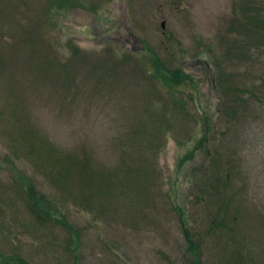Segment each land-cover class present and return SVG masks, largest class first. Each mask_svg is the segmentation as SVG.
<instances>
[{"label": "rangeland", "instance_id": "rangeland-1", "mask_svg": "<svg viewBox=\"0 0 264 264\" xmlns=\"http://www.w3.org/2000/svg\"><path fill=\"white\" fill-rule=\"evenodd\" d=\"M49 2L0 0V264H264V0Z\"/></svg>", "mask_w": 264, "mask_h": 264}, {"label": "trees", "instance_id": "trees-1", "mask_svg": "<svg viewBox=\"0 0 264 264\" xmlns=\"http://www.w3.org/2000/svg\"><path fill=\"white\" fill-rule=\"evenodd\" d=\"M81 4H83V0H50V2H49V6H50L49 10L50 11H48V14L50 16V20L49 21L53 20V18L55 17V14L57 15V9L54 11V13L52 12V10L54 8H57V6L58 7H61V8H65V7L74 8V7L81 6ZM89 4L93 5L92 2L89 3ZM49 23L50 22H48V24ZM262 27L264 28V25ZM2 31H4V30H2ZM71 48H72V50L76 49L72 45H71ZM146 49L148 50V52H150L151 54H153L152 56L150 55L151 56L150 57V60L152 61L153 67L155 68L156 75L154 74V77H156L158 79L159 78L162 79L164 81V83L166 84V87H168V88L169 87L170 88H174V87L175 88H178L180 86H183V84H188V82L191 81L190 75H188L186 72L181 71L180 69H178V70H172V69L168 68L166 65H164L163 63H161V60L158 58V56L156 55V53L154 52V50L149 45L146 46ZM15 50H16V48H15ZM78 51L79 50L76 49V50H74L73 53H76V55H78L79 54ZM68 67L70 68L71 66H68L67 65V68ZM70 69H72V68H70ZM155 119L156 118L154 117V119H153V125H151V128L150 129H153L156 124L161 123V121H162V119H157V120H155ZM158 125L160 126V124H158ZM150 129L144 128L142 130V132L150 133V134H152V135H150L152 137V136H154L156 134V132L154 133L153 131H150ZM153 141L154 140L151 138V142L152 143H153ZM81 167L84 168V171H87L90 174V172H89V170H88V168L86 166H81ZM84 171H78L76 173V176H77V179L79 178L82 182H85V181L87 182V180H88L87 179V175L84 174ZM107 183H109V182H107ZM23 186L27 190L28 198H29V204L31 206V209L33 211L39 213L42 216H47L48 218H53L54 215L52 216L50 211L45 210L44 207L42 206V202H40L36 198V196H35V190H34L33 185L29 182V183H26ZM129 191L131 192V188H130ZM62 223L65 226H67L66 223H64V222H62ZM182 223H184V219H182ZM189 234L190 233L186 229V236H187L188 241L190 242L189 250H191L193 252V254L195 255L194 264H203L202 263V259H201L200 255H199V247H198V244L195 243V241L191 238V236ZM76 236L78 237V234H76ZM69 249H73L74 250L73 251L74 253L77 252V249H78V239L75 242V244H73L71 247H69ZM12 260L14 262H16L17 264H30L27 260H25L24 258L19 257L17 255L15 257H13Z\"/></svg>", "mask_w": 264, "mask_h": 264}, {"label": "water", "instance_id": "water-1", "mask_svg": "<svg viewBox=\"0 0 264 264\" xmlns=\"http://www.w3.org/2000/svg\"><path fill=\"white\" fill-rule=\"evenodd\" d=\"M163 27L165 28V23L163 24Z\"/></svg>", "mask_w": 264, "mask_h": 264}]
</instances>
